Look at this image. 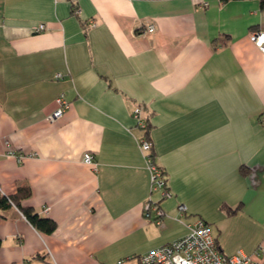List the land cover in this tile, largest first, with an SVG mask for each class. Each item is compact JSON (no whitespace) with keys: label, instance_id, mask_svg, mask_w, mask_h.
Listing matches in <instances>:
<instances>
[{"label":"crops","instance_id":"obj_1","mask_svg":"<svg viewBox=\"0 0 264 264\" xmlns=\"http://www.w3.org/2000/svg\"><path fill=\"white\" fill-rule=\"evenodd\" d=\"M253 29H264L259 0H0V192L28 185L20 203L56 222L47 233L1 209L0 264H140L198 217L222 252L264 264ZM61 92L69 106L49 120ZM142 136L170 196L150 189ZM149 198L161 223L143 212Z\"/></svg>","mask_w":264,"mask_h":264},{"label":"built area","instance_id":"obj_2","mask_svg":"<svg viewBox=\"0 0 264 264\" xmlns=\"http://www.w3.org/2000/svg\"><path fill=\"white\" fill-rule=\"evenodd\" d=\"M44 26V23H39L35 26V30H40L44 28ZM153 29L154 27L151 24L147 28L149 31ZM249 37L264 55V29L251 30L249 32ZM59 76L60 73H57L56 77ZM55 101L56 107L47 115L49 120L60 117L69 106V102L65 99L63 92L56 96ZM133 116L137 125L141 129H144L146 121L140 105L134 108ZM260 121L264 127V114L260 117ZM138 143L147 159L151 191H159L161 197L170 196L171 191L167 186L163 170L149 154L151 142L146 137L142 136L139 137ZM82 159L86 163H91V152L85 151ZM151 210H154L156 215L155 218H157L156 221L161 223V218L158 217L163 215V210L158 201L149 198L143 202V212L145 215L150 216ZM186 212V205L184 203H179V215H184ZM187 228V232L182 236L140 254L138 256L139 262L141 264H258L257 260L250 254L240 251L231 254L222 252L209 225L203 218L198 217L192 222L187 223ZM123 261L124 259L120 258L117 260V264H122Z\"/></svg>","mask_w":264,"mask_h":264},{"label":"trees","instance_id":"obj_3","mask_svg":"<svg viewBox=\"0 0 264 264\" xmlns=\"http://www.w3.org/2000/svg\"><path fill=\"white\" fill-rule=\"evenodd\" d=\"M220 1L225 2L227 0H220ZM259 5L261 8H264V0H259ZM145 121H146V124L144 126V129L147 130L149 124H148L147 119H145ZM149 154L154 160L155 155H154V152L152 149V143H151ZM158 166L162 169V167L159 164H158ZM163 174H164V170H163ZM29 194H30V187L28 185H25V184L19 185L17 187L16 191L12 194L6 195V194L0 192V210L5 209L11 205H15L22 211V213L28 219V221L33 226H35L37 229H39L43 232H47V233L51 232L56 225V222L52 218H50L48 216H42L38 212H36L31 206H23L20 203V200L23 197L28 196ZM0 246H1V237H0ZM42 260H43V264H54L50 259H45V256H42Z\"/></svg>","mask_w":264,"mask_h":264}]
</instances>
